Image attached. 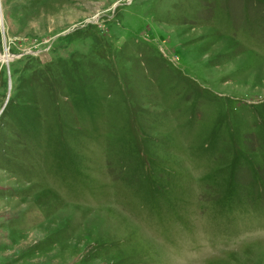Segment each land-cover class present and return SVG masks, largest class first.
Segmentation results:
<instances>
[{"label":"rangeland","instance_id":"374dc122","mask_svg":"<svg viewBox=\"0 0 264 264\" xmlns=\"http://www.w3.org/2000/svg\"><path fill=\"white\" fill-rule=\"evenodd\" d=\"M0 264H264V0H0Z\"/></svg>","mask_w":264,"mask_h":264},{"label":"bare ground","instance_id":"6f19581e","mask_svg":"<svg viewBox=\"0 0 264 264\" xmlns=\"http://www.w3.org/2000/svg\"><path fill=\"white\" fill-rule=\"evenodd\" d=\"M5 60H4V63H6L7 62V60H8V57H7V55L5 56V58H4Z\"/></svg>","mask_w":264,"mask_h":264}]
</instances>
